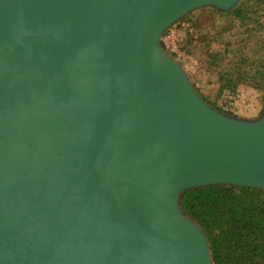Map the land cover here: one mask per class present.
<instances>
[{"label": "water", "instance_id": "water-1", "mask_svg": "<svg viewBox=\"0 0 264 264\" xmlns=\"http://www.w3.org/2000/svg\"><path fill=\"white\" fill-rule=\"evenodd\" d=\"M238 0H0V264H213L184 191L264 189V114L211 108L161 48Z\"/></svg>", "mask_w": 264, "mask_h": 264}, {"label": "rangeland", "instance_id": "rangeland-1", "mask_svg": "<svg viewBox=\"0 0 264 264\" xmlns=\"http://www.w3.org/2000/svg\"><path fill=\"white\" fill-rule=\"evenodd\" d=\"M241 2L226 11L212 6L189 11L163 31L159 43L211 108L216 109V105L224 110L217 111L228 116L255 120L264 114V92L250 85L254 79H237L236 70L264 59V13H245L244 19L229 13ZM254 7H260V3ZM225 70L234 76L230 87L221 89L227 82L219 79V73Z\"/></svg>", "mask_w": 264, "mask_h": 264}, {"label": "trees", "instance_id": "trees-1", "mask_svg": "<svg viewBox=\"0 0 264 264\" xmlns=\"http://www.w3.org/2000/svg\"><path fill=\"white\" fill-rule=\"evenodd\" d=\"M258 3L260 7H254ZM262 3L242 0L229 13L240 19L245 13L261 15ZM258 23L263 27L261 19ZM236 73L237 79H254L250 85L264 92V59L255 66L242 65ZM219 75L227 82L222 83L221 89L229 88L234 73L225 70ZM179 206L202 230L213 264H264V189L227 184L200 186L184 191Z\"/></svg>", "mask_w": 264, "mask_h": 264}]
</instances>
